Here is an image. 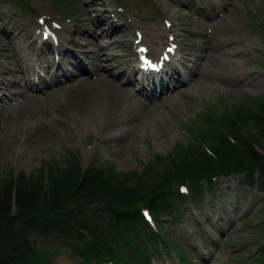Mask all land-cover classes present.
<instances>
[{
  "label": "rangeland",
  "instance_id": "rangeland-1",
  "mask_svg": "<svg viewBox=\"0 0 264 264\" xmlns=\"http://www.w3.org/2000/svg\"><path fill=\"white\" fill-rule=\"evenodd\" d=\"M211 2L218 8L217 21L205 29L212 44L217 43V51L205 45L214 52L212 55L198 48L201 35L194 24L202 16L192 0H0V72L5 77L0 81V178H5L7 172L30 174L43 160L62 159L67 150L78 155L80 167L93 163L108 165L115 172H140L155 155L172 153L176 143H191L185 126L199 122L197 115L207 107L219 106V100L222 104L233 103L245 95L264 99V0ZM102 8L111 14L119 12L127 21L126 32L116 29L103 38L116 45L113 48L120 53L117 61L127 65L129 73L135 72V79L139 74L131 64L135 60L134 42L140 44L147 36L155 35L158 41L149 53L156 55L168 37L175 41L173 59L177 62L171 64L186 80L175 86L168 79L170 88L158 94L167 100L142 116L129 110L146 100L145 92H138L135 83L124 84L133 92L129 104L123 93L114 95L111 86L99 80L76 87L60 78L62 88L55 87L45 95L33 93L23 83L27 75L28 84L37 80L40 66L47 67V58H55L54 53L43 56L39 51L36 37L43 27L55 23L62 30L64 23L66 31L78 29L77 23L86 26L89 17L92 19ZM100 28L95 30L100 32ZM116 33L119 36L114 40ZM87 34L90 39L91 33ZM76 37L87 42L80 34ZM9 45L22 56L23 70L18 76L2 72L4 65L12 67V61L4 55L11 53ZM67 48L77 58L81 48L86 49L73 45ZM140 50L145 49L142 46ZM72 65L65 67L71 74L82 76ZM168 72L166 68L162 82H167ZM103 76L112 80L105 71ZM20 94L38 97L28 100ZM239 179L237 174L220 176L213 180L211 190L203 191L196 199H184L174 220L162 217L157 227L161 237L178 250L160 247L148 256L147 264H254L264 249L260 227L264 223V197L256 189L238 183ZM52 234L38 236L36 244L31 245L43 247L41 253L49 256L46 263L36 264H94L73 254L56 233ZM178 251L185 257L184 262L178 259ZM139 261L131 255L129 263Z\"/></svg>",
  "mask_w": 264,
  "mask_h": 264
},
{
  "label": "trees",
  "instance_id": "trees-1",
  "mask_svg": "<svg viewBox=\"0 0 264 264\" xmlns=\"http://www.w3.org/2000/svg\"><path fill=\"white\" fill-rule=\"evenodd\" d=\"M218 102L185 126L191 143H176L172 153L155 155L140 172L80 167L72 150L62 159L43 160L30 174L7 172L0 178V264L46 263L48 253L31 245L50 233L95 264L146 258L150 248L169 245L157 228L161 217L174 219L184 199L211 190L221 174L241 172L239 182L264 197V99L245 95ZM260 227L264 236V223ZM263 250L254 264H264Z\"/></svg>",
  "mask_w": 264,
  "mask_h": 264
},
{
  "label": "bare ground",
  "instance_id": "bare-ground-1",
  "mask_svg": "<svg viewBox=\"0 0 264 264\" xmlns=\"http://www.w3.org/2000/svg\"><path fill=\"white\" fill-rule=\"evenodd\" d=\"M197 1L199 3H197L195 0H192V2L195 5L194 9L197 10L202 16L200 20L196 21L197 24H194L195 26L197 25L196 32L201 35L200 44L198 48H200L202 51L205 50L204 52H208L212 55L214 54V52H210L209 51L210 49L208 47L212 48L213 51H217V46H216L217 43L212 44V42L214 41H212L213 39L210 34H206L205 29H207L208 27L211 26V24L217 21L215 16H217L218 8L208 0H202L201 3L200 0ZM100 5L101 3L99 2V6ZM105 10H107V8H102V10L98 11L92 19L89 17L88 23L84 27L81 23H77L76 25L78 26V29H80V31L76 29V27H73L72 29H70V31H66V29L68 28L67 25L64 23L61 24L62 30L57 29L55 23L49 24L48 26L43 27L42 29L39 28L41 30L39 32V35L36 37V41L40 43L39 51L42 52L41 54H43V56H45L46 54L51 55V53H54L55 58L52 59L47 58L48 60L47 67H45L44 65L40 66L41 75H39V73L36 72L37 80H30L31 84L30 83L28 84V75H27L26 76L27 79L23 80V83L25 87L28 90H31L33 93L45 95L48 94L47 93L48 90L54 89L55 87L60 89L62 88L64 83L59 82L60 78H64L65 80L68 79V81L72 82L76 87L80 86V83L84 85L91 82L92 80L94 81L99 80V82H107L111 86L110 89L113 91L114 95L117 94L116 92L123 93L124 96L127 98V104H129L128 100H131V98H133V92L128 87H125L124 84L130 83L135 80V82L138 83V88L142 91H145L144 96L146 97V100L142 101L139 104L138 103L134 104V106L130 107L129 110L138 113L142 116L146 111L150 110L153 106L154 108H158L161 106L162 103H164V101L167 100L165 98H162L163 96L160 97V95H158L159 93L161 94L164 93L167 87L165 86V83L162 84L159 83L155 85L154 81L153 80L151 81L146 76V74H143L140 77L137 76L136 79L138 80H136L134 77L135 72L129 73L127 70V65H124L123 63L120 64V62L117 61V59L120 57V53L118 54L116 52L118 50L113 48L116 45L114 44L111 45L110 43H106L107 40L103 38V36H107L108 32H113L116 29L119 30V32H126L128 30L126 24L127 21L121 16V14H119V12L116 11L115 13L111 14V13H107ZM95 28H100V32L98 30H95ZM88 31L91 33L90 39H88L89 36L87 34ZM77 34H80L81 36H83V38H86L87 42L82 43L81 41H79L78 38L76 37ZM158 35L160 36L161 34ZM114 36H115L114 40L115 39L117 40L116 37L119 35L116 33L114 34ZM6 37H7L6 39L10 41L9 36ZM136 37L137 35L134 36L133 38L136 39ZM157 41H158L157 37L152 34L147 36L145 40H142L140 44L139 42L135 44V47H138L136 51L138 54L136 57L137 65L139 63L140 56L144 55L140 50V48L143 46L142 43H144V45H146L150 51H153L152 45H154L155 47ZM67 45H73L75 47L83 46L86 49L84 50L81 48L80 54L78 55L77 58L75 57V55H72L69 52ZM205 45H207L208 47ZM9 46L11 48V53L10 54L6 53L4 55H6V58L8 60L12 61L11 62L12 67H7L6 65H4L2 72L6 73L7 75L18 76V73H22L23 70L22 64H20L22 56L19 55L18 49H13L11 45ZM151 46L152 49H150ZM155 53L156 52H154V54ZM71 58L74 59V61H72ZM16 63H18V66H16ZM70 63L74 64L72 66L77 70V73H80L82 76L77 77L70 73L67 67H65L67 64ZM131 64H134L133 61L131 62ZM135 68L138 69L137 67ZM103 71H105L106 75H111L112 80L108 81V79H106L103 76ZM115 71H120V72L115 73ZM170 71H171L170 76L172 77H170L169 79L172 81V83L176 85L178 83L182 84L184 82L181 79V77L178 76L173 77V75L176 73L173 67H170ZM47 75H49L50 77L49 79H47L46 77ZM192 75L193 74H190V78ZM3 78L5 77L0 72V81L3 80ZM114 80H116L118 83L117 82L114 83ZM169 82L170 81H167V83ZM120 83L122 87L120 86ZM148 88L150 89L149 91ZM21 96L24 95L20 94V97ZM35 97L38 96H36V94L24 96V98L27 99L29 98L28 100H32L30 98H35ZM87 118H88V111L86 112V115L83 117L84 122L87 121ZM160 195H161L160 193L156 194L155 197H158Z\"/></svg>",
  "mask_w": 264,
  "mask_h": 264
},
{
  "label": "snow or ice",
  "instance_id": "snow-or-ice-1",
  "mask_svg": "<svg viewBox=\"0 0 264 264\" xmlns=\"http://www.w3.org/2000/svg\"><path fill=\"white\" fill-rule=\"evenodd\" d=\"M182 191H183V189H182ZM147 215V214H146Z\"/></svg>",
  "mask_w": 264,
  "mask_h": 264
}]
</instances>
